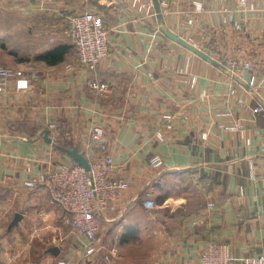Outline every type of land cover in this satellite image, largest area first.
<instances>
[{
	"label": "crops",
	"instance_id": "crops-1",
	"mask_svg": "<svg viewBox=\"0 0 264 264\" xmlns=\"http://www.w3.org/2000/svg\"><path fill=\"white\" fill-rule=\"evenodd\" d=\"M104 1L0 0V27L19 24L15 32L27 34V44L21 47L27 52L21 57L28 59L13 64L3 59L2 64L31 66L44 80L28 92L0 94V264H30L23 259L27 251L20 234L7 228L15 212L22 219L14 227L30 224L35 242L44 243V263L69 259L72 264H88L80 257L81 239L68 224L69 232L65 231L64 212L48 203L42 188L27 189L22 180L32 171L73 161L62 147L90 155L86 140L94 124L104 129L107 152L123 166L129 183L116 209L102 221L103 241L115 252L110 264H199L201 249L209 241L228 244L236 256L264 252V113L252 111L259 97L264 104L263 77L254 93L244 72L230 75L221 62L213 65L162 33L153 34L157 19H139L128 0ZM190 1L168 0L162 15L165 27L180 37L190 36L195 47L211 51L221 61L248 57L261 67V49L250 42L263 29L264 0H248L243 15L235 0H203L204 12L186 18L182 10ZM85 9L101 12L108 25L110 53L95 70L97 79L109 85L101 96L90 91L87 80L94 75L78 64L63 34L62 12ZM233 20L242 21L241 33L233 30ZM58 44L70 47L61 62L48 65L34 59ZM178 110L186 113L184 121L163 122V113ZM47 121L58 129L49 131ZM233 124L238 130L224 128ZM158 129L162 142L155 137ZM154 153L163 159L157 168L148 163ZM115 175H120L119 169ZM165 181L185 185L155 200L156 210L164 209L162 216L171 220L155 218L161 229L147 233L156 243L154 249L129 261L123 244L138 247L145 240L130 239L129 233L122 237V228L133 224L129 216L138 208V195L155 193ZM208 201L215 204L212 211L205 209ZM170 225L175 226L172 232ZM64 234L71 238L67 251L50 244L52 236L65 240ZM52 246L58 247L57 256L47 252Z\"/></svg>",
	"mask_w": 264,
	"mask_h": 264
},
{
	"label": "built area",
	"instance_id": "built-area-1",
	"mask_svg": "<svg viewBox=\"0 0 264 264\" xmlns=\"http://www.w3.org/2000/svg\"><path fill=\"white\" fill-rule=\"evenodd\" d=\"M115 1L105 0L104 2L112 3ZM157 1L162 17L164 9L169 3L168 0ZM247 2L248 0H235V7L242 15L246 12ZM127 4L139 19L156 18L153 0H128ZM204 10L203 0H191L189 5L182 10V14L187 18L202 14ZM61 15L64 18L63 34L73 46L78 64L94 75L87 80L90 91L98 96L108 93L109 85L100 82L95 76L98 63L106 59L110 53L108 25L104 20V16L101 12L90 9L73 13L64 11ZM232 28L235 32L241 33L242 21L233 20ZM159 32L162 33L158 27L153 34ZM180 38L194 46L190 36ZM253 38L250 43L258 45L262 52L261 67L248 57H229L221 61L220 58L213 57L211 51L207 52L196 48L215 61L217 60L218 65L221 62L224 70L230 75L236 71L244 72L248 87L252 92L258 93L260 76L264 80V23L261 33L259 35L255 34ZM66 68L70 69L71 67L67 65ZM37 82L43 83L44 80H41L37 71L31 66L15 67L0 63V94L8 90L15 93L28 92L32 90ZM195 83L196 80L192 77L190 80L191 87ZM233 93L234 91H230V94ZM262 101L260 97L255 100L252 107L254 113H264ZM222 115L230 117L231 113L224 112ZM161 118L164 123L170 125L184 121L187 116L184 111L178 110L163 113ZM46 128L51 132H55L58 126L53 121H47ZM224 128L238 130L236 124ZM104 136L105 132L102 126L94 124L86 140L90 155L83 154L89 164L88 170L77 165L74 161L60 162L32 171L22 180L23 187L27 189L42 188L47 195L48 203L58 206L64 212L65 223L71 227V232L81 239L80 257L88 264H110L115 256V252L109 249L103 241L102 221L108 218L109 212L116 209L119 198L129 188V183L123 176L125 169L123 166L116 164L113 156L107 152ZM155 137L160 142L164 140L161 129L155 131ZM201 139H206L205 132L201 133ZM148 163L151 167L157 168L163 164V159L158 153H154L149 157ZM116 169H119V176L115 175ZM249 176L254 177L252 169L249 171ZM214 206L213 201H208L205 209L212 211ZM196 223L197 219H194L192 224ZM198 262L199 264H264V252L236 256L228 244L209 241L202 247ZM56 264L72 263L69 259H59Z\"/></svg>",
	"mask_w": 264,
	"mask_h": 264
},
{
	"label": "rangeland",
	"instance_id": "rangeland-1",
	"mask_svg": "<svg viewBox=\"0 0 264 264\" xmlns=\"http://www.w3.org/2000/svg\"><path fill=\"white\" fill-rule=\"evenodd\" d=\"M15 22H18L17 20ZM14 24V23H13ZM7 25V26H1L0 29H3L2 32H0V63H6V62H2L3 59H5L6 61H9L10 64L12 61H28L27 57H21L22 55H25V53L27 52V50L24 51V49H22L21 47L23 46L22 43H26V36L27 34L24 35H19V33H16L15 30L18 29V23L14 24V25ZM1 43H3L4 47L1 46ZM27 44V43H26ZM184 184H174L172 181H165L163 184H161V186L154 192H144L138 195L137 199H136V204L137 207L132 213H134L133 215H130L129 218L133 219V224H131L130 226L127 227V229L124 230V228H122L121 231V236L123 237V233H129V235L131 236L130 239H136V240H145V244H143V246H138V247H132L131 245H129L127 243V245L123 244V247H121V250H123L124 253H126L125 251L128 249V258L127 260L129 261H134V260H138L140 258V254L141 253H150L153 249H154V244H156L155 242L152 241L151 236L147 233H152L153 231H157L159 229H161V227L158 225V221H155V218H159V219H163L166 223L167 220H169L170 222V218H166L162 216V213H164V209L162 210H156V203L155 200H159V195H163V193H168L171 194L173 191L177 190L179 188L184 187ZM55 207L57 209L60 210L61 209L55 205ZM62 218H65V215L62 213ZM60 216V217H61ZM11 218V216L8 218ZM175 219H179V217L177 216V218ZM61 220V219H60ZM59 220V221H60ZM65 220V219H64ZM58 221V222H59ZM177 222V220H176ZM8 222H6L7 224ZM64 223V222H63ZM5 224V225H6ZM5 225L3 226V232H5ZM176 225V224H175ZM31 225L28 224L27 227H25L24 229H21V227H19V229H16V227H13L11 230L13 231H17L20 234V237L22 238V249L27 251V257L23 258L25 261H29L30 264H40L39 260H43V264L44 263V252H43V247H44V243H42L41 241H36L34 239L33 236V230L32 228H30ZM65 226V231L69 232V226L67 225V223L64 224ZM18 227V226H17ZM67 227V228H66ZM67 229V230H66ZM175 229V226H169L168 230L170 232H172ZM166 230V228H165ZM32 232L29 234V232ZM31 235V236H29ZM65 235L63 236V238L65 240H60V235L56 236L55 239H53V236L50 238V244H56L59 245L60 248L62 246V250L67 251L68 246L71 238L67 237L65 238ZM121 236H118L121 238ZM147 236V237H146ZM150 237V238H149ZM147 238V239H146ZM23 240H26V242H24ZM148 241V242H146ZM131 244H140L142 243V241L139 242H130ZM126 244V243H125ZM16 246H18L17 248H19V244L18 242L16 243ZM126 247H128L126 249ZM9 250L11 252H13L12 249L9 248ZM49 255V254H48ZM126 258V257H125Z\"/></svg>",
	"mask_w": 264,
	"mask_h": 264
},
{
	"label": "water",
	"instance_id": "water-1",
	"mask_svg": "<svg viewBox=\"0 0 264 264\" xmlns=\"http://www.w3.org/2000/svg\"><path fill=\"white\" fill-rule=\"evenodd\" d=\"M153 5H154V10L156 12V18H157L159 28H160L162 34L166 38H168L169 40H171V41H173L179 45H181L182 47H184L187 50L191 51L192 53L196 54L200 58H202L206 61H209L213 65H218V63L214 59L209 57L206 53H204L203 51L198 50L196 47L188 44L183 39H181L178 35H176L174 32L167 29L164 26L163 21H162V17H161L159 7H158V1L153 0ZM61 150L66 155H68L77 165L83 167L85 170L89 169V164H88L87 159L76 147H71V148L62 147ZM21 219H22V214L19 212H15L11 221L9 222L7 228L11 229L12 227L16 226ZM47 252H49L53 256H57L59 253V249L57 246H52V247H49L47 249Z\"/></svg>",
	"mask_w": 264,
	"mask_h": 264
},
{
	"label": "trees",
	"instance_id": "trees-1",
	"mask_svg": "<svg viewBox=\"0 0 264 264\" xmlns=\"http://www.w3.org/2000/svg\"><path fill=\"white\" fill-rule=\"evenodd\" d=\"M1 46L4 47L3 43H1ZM69 48L70 47L65 44L54 45L51 48L37 54L34 57V59L43 61L48 65H54L61 62L64 59V56L68 52ZM65 148H71V147H65Z\"/></svg>",
	"mask_w": 264,
	"mask_h": 264
}]
</instances>
